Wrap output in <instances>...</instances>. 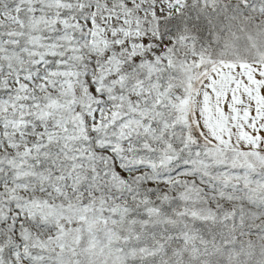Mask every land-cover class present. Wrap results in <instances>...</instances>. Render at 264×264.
<instances>
[{
  "label": "snow or ice",
  "instance_id": "6c2138e0",
  "mask_svg": "<svg viewBox=\"0 0 264 264\" xmlns=\"http://www.w3.org/2000/svg\"><path fill=\"white\" fill-rule=\"evenodd\" d=\"M0 264H264V0H0Z\"/></svg>",
  "mask_w": 264,
  "mask_h": 264
}]
</instances>
